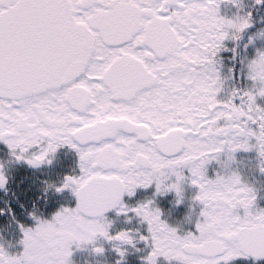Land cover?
<instances>
[{
    "label": "snow or ice",
    "instance_id": "6c2138e0",
    "mask_svg": "<svg viewBox=\"0 0 264 264\" xmlns=\"http://www.w3.org/2000/svg\"><path fill=\"white\" fill-rule=\"evenodd\" d=\"M0 264H264V0H0Z\"/></svg>",
    "mask_w": 264,
    "mask_h": 264
},
{
    "label": "flooded vegetation",
    "instance_id": "af4514ba",
    "mask_svg": "<svg viewBox=\"0 0 264 264\" xmlns=\"http://www.w3.org/2000/svg\"><path fill=\"white\" fill-rule=\"evenodd\" d=\"M80 259L83 260H87V259H91L90 257H88L86 254L81 256Z\"/></svg>",
    "mask_w": 264,
    "mask_h": 264
}]
</instances>
